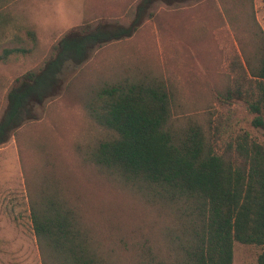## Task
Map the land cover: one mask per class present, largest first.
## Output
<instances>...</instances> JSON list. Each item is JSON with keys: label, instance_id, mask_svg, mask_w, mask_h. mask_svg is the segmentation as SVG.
<instances>
[{"label": "rangeland", "instance_id": "obj_1", "mask_svg": "<svg viewBox=\"0 0 264 264\" xmlns=\"http://www.w3.org/2000/svg\"><path fill=\"white\" fill-rule=\"evenodd\" d=\"M138 2L11 0L1 12L0 55L6 49L24 53L0 61V115L8 88L26 71L38 69L67 30L84 22L127 25ZM255 2L155 4L131 37L94 50L80 65L65 64L59 94L35 105V119L0 145V264H41L30 206L43 190L79 212L81 223L108 251L106 259L135 264L141 255L133 248L144 238L153 240L161 258L167 256L163 232L173 227L170 216L85 160L88 148L108 136L89 116L86 102L103 86L155 78L171 96L172 117L190 119L205 130L220 128L218 150L242 132L264 146V127L252 125L254 115L244 102L214 97L236 77L233 66L241 52L254 47L250 15L259 24ZM28 28L36 35L34 44L25 34ZM259 253L256 246L234 242L232 264H257Z\"/></svg>", "mask_w": 264, "mask_h": 264}, {"label": "trees", "instance_id": "obj_2", "mask_svg": "<svg viewBox=\"0 0 264 264\" xmlns=\"http://www.w3.org/2000/svg\"><path fill=\"white\" fill-rule=\"evenodd\" d=\"M189 1L139 0L127 25L84 22L67 30L38 69L26 71L8 88L0 145L35 119V105L59 94L66 63L80 65L94 50L131 37L151 17L155 4ZM9 2L0 0V20ZM250 21L254 47L241 52L242 59L233 66L236 77L214 97L244 102L254 115L252 125L263 128L264 31L254 16ZM25 34L36 43L34 31L28 28ZM16 53L24 51L6 49L0 61ZM171 102L155 78L103 86L86 102L89 116L108 136L88 148L85 160L159 206L173 222L163 232L167 256L161 258L153 240L144 238L133 248V254L141 255L135 264H232L234 242L260 248L257 264H264V146L242 132L218 150L220 128L205 130L190 119L172 117ZM30 213L41 264H117L106 259L108 251L81 223L79 212L53 193L35 195Z\"/></svg>", "mask_w": 264, "mask_h": 264}, {"label": "crops", "instance_id": "obj_3", "mask_svg": "<svg viewBox=\"0 0 264 264\" xmlns=\"http://www.w3.org/2000/svg\"><path fill=\"white\" fill-rule=\"evenodd\" d=\"M255 10L256 18L264 31V0H259V2H255Z\"/></svg>", "mask_w": 264, "mask_h": 264}]
</instances>
